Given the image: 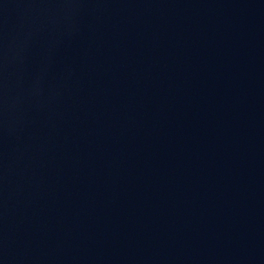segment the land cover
Wrapping results in <instances>:
<instances>
[{
	"label": "water",
	"instance_id": "obj_1",
	"mask_svg": "<svg viewBox=\"0 0 264 264\" xmlns=\"http://www.w3.org/2000/svg\"><path fill=\"white\" fill-rule=\"evenodd\" d=\"M0 264H264V0H0Z\"/></svg>",
	"mask_w": 264,
	"mask_h": 264
}]
</instances>
